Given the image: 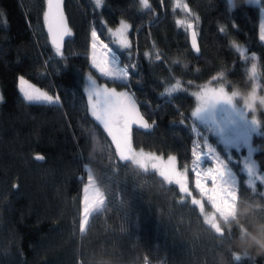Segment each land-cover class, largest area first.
<instances>
[{
	"label": "trees",
	"instance_id": "1",
	"mask_svg": "<svg viewBox=\"0 0 264 264\" xmlns=\"http://www.w3.org/2000/svg\"><path fill=\"white\" fill-rule=\"evenodd\" d=\"M180 1L187 9L176 0H149V8H141L139 0H103L100 9L94 0H62L72 36L61 56L46 40L45 0H0V93L7 101L0 104V264H264L260 102L258 133L252 137L255 178L250 183L239 174L232 214L217 222L221 233L204 221L183 189L119 158L113 138L87 110V73L119 87L90 66L91 31L96 28L108 41V29L120 20L130 25L131 47L116 52L123 65H138L124 86L148 123L155 121L146 132L127 134L132 151L173 156L178 168H187L193 141L203 132L198 128L197 136L188 119L198 86L210 82L264 96V43L258 37L264 0L246 8L233 0L232 11L226 0ZM188 24L196 33L198 55L188 43ZM20 75L49 95L59 94L61 103L25 101L17 88ZM178 82L176 91H165ZM85 169L103 204L81 227Z\"/></svg>",
	"mask_w": 264,
	"mask_h": 264
},
{
	"label": "rangeland",
	"instance_id": "2",
	"mask_svg": "<svg viewBox=\"0 0 264 264\" xmlns=\"http://www.w3.org/2000/svg\"><path fill=\"white\" fill-rule=\"evenodd\" d=\"M252 3L258 5L256 0H252ZM177 4H179V7L181 8L184 7L180 0H176V5ZM261 9L264 8L259 7V11ZM260 14L261 23V20H264V13L260 11ZM188 19L189 17L187 16L185 22H187ZM119 22L110 29L115 30L119 26ZM107 34L108 41L104 42L109 43L110 47H113L115 51L120 50L118 44L110 43L111 41L118 40L119 38L113 37L109 31H107ZM258 37L260 39V29ZM127 39L130 43L129 30L127 33ZM90 41L91 34L88 50L89 62L91 55ZM262 42L264 43V41ZM233 47L240 54H243L245 51V48L238 44H233ZM93 70L98 76H100L95 69ZM89 74L92 75L91 73H87L85 78ZM92 77L95 79L93 75ZM96 83L98 86H107L109 88L114 87L118 92H127L128 90L127 86H124V84L119 82H115L116 84H119V87L109 86L104 82L97 80ZM219 88L224 87L213 86L210 84V82L198 86L192 93L195 101L193 111L201 104V102L196 99L194 93H199L202 89L218 90ZM224 90L227 95L233 97L229 103H217L216 105L209 108L208 111L202 113V118L200 119L194 118L191 115L188 118L197 136L199 134L198 128L203 130L201 139L194 140L192 145V152L195 150L202 156V159L198 165L195 163L194 157L192 155V160L188 167L180 169L176 166L175 160H172L173 156L161 157L143 153L141 151H132L129 147L127 136L123 138L120 143H116L114 141L116 143V149L119 158L131 160L134 164L140 166L143 169L154 170L156 174L163 178L166 182L174 183L179 189L186 188V190H183V192L187 194L189 201L198 207L203 215L204 221L208 225L217 223L218 219L225 220L231 216L234 202L236 200L235 189L237 187V179L239 174L244 173L252 181L255 178L253 175V151L255 149V145L252 143V137L258 133V128L253 130L248 124V121L255 120L257 122L256 114L259 102H256V93L254 89H251L245 93L227 91L225 88ZM233 93H235V96H233ZM85 96L87 99L86 92ZM253 102H256L254 105L255 110H253ZM87 110L90 116L93 117L88 109V106ZM210 137H212L213 141L208 140ZM210 149L211 151H209ZM217 156L220 160H224L228 165L232 172V177L228 178L227 182H225L222 178H218L217 180L206 179L204 183H198L192 169L197 167L198 170L203 172V170L207 169L208 167L218 166L217 164L213 163V161H216ZM249 168L252 170L251 173L248 172ZM83 179L84 181L81 185L80 193L81 227L83 226L87 216L91 212L100 209L103 204L102 193L96 186L90 172L87 169H85ZM193 192L197 194L196 197L193 196Z\"/></svg>",
	"mask_w": 264,
	"mask_h": 264
},
{
	"label": "snow or ice",
	"instance_id": "3",
	"mask_svg": "<svg viewBox=\"0 0 264 264\" xmlns=\"http://www.w3.org/2000/svg\"><path fill=\"white\" fill-rule=\"evenodd\" d=\"M256 2L260 3L262 0H256ZM94 3L96 9H100L103 6V0H94ZM139 3L141 8L150 7L149 0H139ZM226 3L229 11H232L237 7V5L233 3V0H226ZM250 3H252V0H241L239 7L246 8ZM177 7H179V4H177ZM184 8L187 9V5H184ZM260 11L264 13V9H261ZM43 16L52 44L55 46L56 53L62 56L61 48L65 37L72 36V31L65 21L61 0H46V7ZM101 23L103 24L104 21H101ZM180 23V21H177L178 25ZM192 27V24L187 25L188 29H192ZM233 27H238V25L234 23ZM129 28L130 25L125 20H121L119 26L115 30H108L113 37L119 38L110 43L118 44L121 52L129 50L131 47L127 39ZM221 31L223 32L224 29L222 28ZM260 40L264 41V20H261L260 23ZM191 44L192 48L199 52L195 31L191 32ZM90 49L91 67L99 73L100 77L106 78L112 82H119L127 85L130 76L136 72L138 67L137 64L130 62L129 64L123 65V62L119 58V54L113 47H110L109 43H105L101 40L100 34H98L96 28H93L91 31ZM145 56H148V53H145ZM129 59L131 60L130 52ZM156 59L159 60L160 57L157 55ZM68 70V66L65 65L63 71ZM76 77L77 79L79 78L78 72L76 73ZM213 79H215V77ZM17 80L18 91L22 94L25 101L49 105H59L61 103V97L59 94L55 96L49 95L48 92L42 91L34 84L29 83L23 75L18 76ZM178 86L179 82L177 85H173V87L166 89L165 91L168 94H171L177 90ZM74 90L76 92L79 91V85L76 82H74ZM84 91L87 93V106L91 115L103 124L105 130L116 143H120V141L127 136L128 130L132 125H138L144 129H149L155 124V121H153L152 124L148 123L144 116L140 114L137 103L131 94L126 91L118 92L114 87L109 88L107 86H98L96 80L90 74L85 78ZM194 95L196 96V99L201 102V104L191 113V116L197 119L202 118V113H205L217 103H229L233 98L226 94L224 88H219L218 90L202 89L201 92L194 93ZM233 96H235V93H233ZM6 102L5 96L3 93H0V104ZM248 124L253 130L259 127L255 120L248 121ZM209 151H211V149ZM192 155L195 163L198 165L202 159L201 154L193 150ZM36 158L38 160L43 159L42 156H37ZM175 159V157H172L173 161ZM213 163L218 166L208 167L203 170V172L198 170L197 167L192 169L198 183H204L206 179L217 180L218 178H222L227 182L228 178L232 177V172L224 160H220L217 156L216 161H213ZM251 171V168H249L248 172L251 173ZM249 182L252 183V180L250 179ZM234 260L240 261L241 258L236 257Z\"/></svg>",
	"mask_w": 264,
	"mask_h": 264
},
{
	"label": "water",
	"instance_id": "4",
	"mask_svg": "<svg viewBox=\"0 0 264 264\" xmlns=\"http://www.w3.org/2000/svg\"><path fill=\"white\" fill-rule=\"evenodd\" d=\"M61 4H62V11H63L64 17H65V21H66V23H67V19H66L65 13H64V8H63V2H62V0H61ZM45 7H46V0H45V3H44L43 13H44ZM42 15H43V14H42ZM67 26H68V23H67ZM43 27H44V33H45V36H46V40H47V42L49 43V45H50L52 48L55 49V46L52 44L51 37H50V34H49V32H48L47 25H46V23H45L44 16H43ZM192 31H193L192 29H188V35H187L188 43H189V46L191 47V49L193 50L194 54H195V55H198V52L192 48V44H191V32H192ZM66 38H67V37H65V40H66ZM65 40H64V42H65ZM63 44H64V43H63ZM197 47H198V46H197ZM62 48H63V45H62ZM62 48H61V50H62ZM127 92L133 96L132 92H131L129 89L127 90ZM133 98L135 99L134 96H133ZM135 101H136V103H137L138 110H139L140 114L142 115V113H141V111H140V108H139L138 101H137L136 99H135ZM142 116H143V115H142ZM144 118H145V117H144ZM145 120L147 121L146 118H145ZM147 122H148V121H147ZM132 129H136V130H140V131H144V132H146V131H148L150 128H149V129H144V128L138 126V125H132L131 128L128 130V133H129ZM128 133H127V134H128ZM183 190H186V188H183ZM211 228L214 229V230H216L217 233H221V230L218 229V225H217V223H215V224H211Z\"/></svg>",
	"mask_w": 264,
	"mask_h": 264
},
{
	"label": "clouds",
	"instance_id": "5",
	"mask_svg": "<svg viewBox=\"0 0 264 264\" xmlns=\"http://www.w3.org/2000/svg\"><path fill=\"white\" fill-rule=\"evenodd\" d=\"M256 102H260L261 106L264 107V96H257V101ZM256 102H253V110H255L254 105Z\"/></svg>",
	"mask_w": 264,
	"mask_h": 264
}]
</instances>
